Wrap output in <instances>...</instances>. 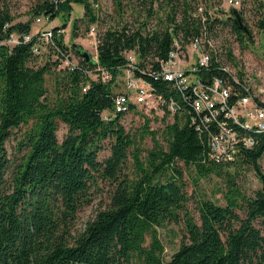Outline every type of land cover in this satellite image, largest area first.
Segmentation results:
<instances>
[{"label": "trees", "instance_id": "obj_1", "mask_svg": "<svg viewBox=\"0 0 264 264\" xmlns=\"http://www.w3.org/2000/svg\"><path fill=\"white\" fill-rule=\"evenodd\" d=\"M255 1L264 9V0ZM78 2L84 14L73 21L77 36L81 23L88 28L100 19L93 0H35L26 20H15L8 5L0 3V264H264V130H250L254 145L218 162L210 157L206 134L184 115H175L159 138L150 128L151 116L133 104L131 109L145 117L141 136L151 133L155 141L143 156L138 138L122 121L125 112L114 111L113 99L127 50L133 49L141 64L157 67L175 35L188 40L207 31L213 37L229 25L244 45L253 42L251 27H239L230 11L218 6L222 0H139L143 21L102 31L97 62L65 43L60 30ZM115 3L119 11L128 4ZM199 4L204 11H197ZM58 15L64 22L53 26L54 38L78 54L74 69H58L52 61L34 64L40 54L33 51L34 39L5 41L15 32H34L36 17ZM153 16L158 20L151 26ZM256 23L264 30V15ZM49 51L55 53L53 47ZM227 53L234 61L232 49ZM97 64L111 73L109 79L88 73ZM222 66L216 49L213 72L244 90ZM47 73L54 77L53 87ZM238 76L246 82L242 71ZM87 81L90 86L83 90ZM60 120L67 126L62 140ZM12 136L16 142L10 151ZM181 162L193 168L194 180L211 172L224 176L226 202L199 197L196 216L188 205L192 194ZM244 166L255 169L262 182L253 195L241 193L236 182ZM98 192L107 193L103 206L75 230L80 210ZM168 223H182L180 244L169 258L160 235Z\"/></svg>", "mask_w": 264, "mask_h": 264}, {"label": "built area", "instance_id": "obj_2", "mask_svg": "<svg viewBox=\"0 0 264 264\" xmlns=\"http://www.w3.org/2000/svg\"><path fill=\"white\" fill-rule=\"evenodd\" d=\"M226 2L240 6L242 0ZM197 11H204V5L199 4ZM43 18L36 17V21ZM97 31L98 23L94 21L89 33L94 35L91 41L96 44L92 57L98 62ZM33 39L34 52H41L45 46L53 47L60 66L74 69L79 65V59L73 60L75 53L71 48L56 43L53 25L23 35L15 32L5 41L13 44ZM216 49L214 37L204 31L188 40L175 35L167 57L159 58L157 67L152 63L141 64L136 52L127 50L123 89L115 90L114 111L126 113L134 104L146 113L184 115L200 134H206L211 158L218 162L235 159L243 148L254 145L255 139L249 131L264 130V97L254 93L250 83L242 81L227 65L222 67L244 90L234 88L226 76L213 72L211 64ZM88 73L103 80L111 77L100 64L96 70L88 69ZM154 80L164 85H155ZM89 86L87 81L83 90ZM104 115L109 117L106 111Z\"/></svg>", "mask_w": 264, "mask_h": 264}, {"label": "rangeland", "instance_id": "obj_3", "mask_svg": "<svg viewBox=\"0 0 264 264\" xmlns=\"http://www.w3.org/2000/svg\"><path fill=\"white\" fill-rule=\"evenodd\" d=\"M34 1L35 0H0V3H4L5 6L8 5L15 15V20H26L31 16L29 11L34 4ZM93 1L96 3V8L98 9L100 15V19L97 21V37H99L102 31L109 27H119L126 22H129L132 25H137L143 21L145 16L144 11L140 10V4H138L139 0H125L128 4L121 9V11L117 9L115 0ZM218 6L227 11H230L232 7H238L241 9L245 21L253 31V42H245L243 45L229 25L224 26L221 29H217V33L214 34L213 37L215 39V45L219 53L220 60L237 73V75L239 71H242L244 79L250 83L253 92L261 97H264V30L260 29L256 23V21L264 15L263 6L259 5L255 0H242L240 6L229 5L226 0H222ZM211 11L219 14L218 11H214L213 9H211ZM83 14L84 4L79 2L75 3L74 9L68 17L67 25L62 28L61 32L65 35V43H68L71 46L74 42H77L83 45V47L88 49L91 53H95L96 44L91 41L94 40V35L89 33L90 26L93 22L89 24L88 28H86L87 25L81 23V26L78 29L79 34L77 36L73 35V21L76 17L82 16ZM157 20L158 19L153 16L151 19V26H153ZM63 22V15H58L53 19H47L44 17L41 22H37L34 19L32 29L35 32L41 28L48 26L51 27V25H61ZM229 48L232 49L235 57L234 61L228 56L227 50ZM53 53L54 52L49 51V48L45 46L40 54L34 57L32 62L37 65H42L48 61H52L53 65H56L59 69V67L62 66L53 62V57L55 56ZM77 59H79V56L75 52L73 60L76 62ZM117 82L118 85L115 89H123L122 75L118 76ZM53 83V75L51 73H47V84L50 87H53ZM106 112L109 113L108 110ZM158 113V117H155L154 113L148 114L151 116L150 128L157 130V136L160 138L163 128L168 122L174 121L175 115L163 112ZM164 115L165 118H163ZM122 121L128 129L135 133L141 147L142 155L144 156L155 142L151 133L144 137L141 136V130L145 123L144 115L136 109H131L124 114ZM59 123L60 129L58 131V135L62 140L67 132V126L61 120ZM15 142L16 139L14 136L8 140L7 144L10 151L14 150ZM12 156L18 159L16 154H12ZM261 163L264 172V156L261 159ZM181 165L184 167V177L187 181L188 190L192 194V198L190 199L188 205L192 211H194L196 216H198V212L195 210V205L199 197L206 196L216 199L222 203L226 202L224 193L228 189V182L224 176L217 172H211L198 180H194L193 168L185 166L182 162ZM229 166L232 169L234 165L231 164ZM235 178L240 187L241 193H245L247 195H253L262 185L261 179L256 170L249 166L242 167L240 172L235 175ZM106 195L107 193L98 192L92 203L86 205L82 210H80L74 226L75 230L85 227L87 221L95 215L97 209L100 206H103ZM181 227L182 223H168L166 226L160 227V235L166 245L165 255L167 258L171 256L180 244L182 238Z\"/></svg>", "mask_w": 264, "mask_h": 264}, {"label": "water", "instance_id": "obj_4", "mask_svg": "<svg viewBox=\"0 0 264 264\" xmlns=\"http://www.w3.org/2000/svg\"><path fill=\"white\" fill-rule=\"evenodd\" d=\"M230 12H231V15L234 18V21L237 23V25L239 27L245 29L246 31L250 30V27H249L248 23L245 21V19L243 17V14H242L241 10L238 7H232L230 9ZM73 46L74 47H78L79 49H81L82 54L86 55L89 59L93 58L92 57V53L88 49L83 48V45H81V44H79L77 42H74Z\"/></svg>", "mask_w": 264, "mask_h": 264}]
</instances>
